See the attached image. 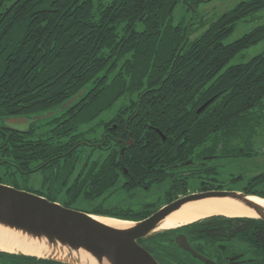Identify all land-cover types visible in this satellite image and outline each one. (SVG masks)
<instances>
[{
	"label": "trees",
	"instance_id": "obj_1",
	"mask_svg": "<svg viewBox=\"0 0 264 264\" xmlns=\"http://www.w3.org/2000/svg\"><path fill=\"white\" fill-rule=\"evenodd\" d=\"M179 1L0 0V182L6 177L8 183L67 206L79 199L95 201L79 209L139 220L152 209L105 205L114 189L159 182L169 165L191 160L197 165L205 161L210 181L203 189L218 187L221 169L216 160L254 154L250 136L253 119L264 109V50L248 60L227 62L264 38V22L224 40L239 20L264 7V0L239 1L193 37L195 24L207 21L195 13L196 20L173 22ZM187 1L195 6L201 0ZM80 90L73 104L44 119L26 126L6 121L12 115L56 110ZM120 99L109 119L87 130L102 127L100 135L88 139L110 149L93 159L100 147L84 141L82 126ZM114 121L125 131L118 134L119 127L112 126V133L133 140L123 153L120 141L107 137ZM88 147L92 150L85 156ZM122 163L135 178L125 177L121 167L126 180L117 186ZM75 168L79 172L71 182ZM36 172L41 174L40 188L29 185ZM246 182L241 190L264 196V188H256L264 184V171ZM183 230L197 238L251 240L248 264H264L260 217L214 214L142 240L152 244L161 264H214L183 253L173 237ZM0 256V261L7 258L4 264H69L3 250Z\"/></svg>",
	"mask_w": 264,
	"mask_h": 264
},
{
	"label": "water",
	"instance_id": "obj_2",
	"mask_svg": "<svg viewBox=\"0 0 264 264\" xmlns=\"http://www.w3.org/2000/svg\"><path fill=\"white\" fill-rule=\"evenodd\" d=\"M82 92L83 90H80L66 99L56 110L31 116L12 115L6 117V121L19 125L44 119L56 111L69 107ZM212 99L213 97L206 100L198 111ZM159 132L165 138L160 130ZM251 194L255 193L226 188L194 191L177 197L142 219L132 220L133 223L128 226L119 227L100 220L96 213L67 206L35 191L0 182V223L21 229L34 237H45L48 245H60L48 255H29L53 258L69 264H81L71 250L83 248L91 253L99 264H161L140 241L162 230L158 225L167 215L192 200L210 196H231L254 209L257 215L252 217L264 219V206L248 199ZM178 241L181 245H186L182 237H179ZM0 250L27 254L22 251Z\"/></svg>",
	"mask_w": 264,
	"mask_h": 264
},
{
	"label": "rangeland",
	"instance_id": "obj_3",
	"mask_svg": "<svg viewBox=\"0 0 264 264\" xmlns=\"http://www.w3.org/2000/svg\"><path fill=\"white\" fill-rule=\"evenodd\" d=\"M239 1L241 0H201L197 5L193 6L194 4L187 0H180L173 11V22H178L180 20L189 21L190 19L196 20L199 17V14L204 15L207 22L206 24L203 23L204 26L202 25V23L195 24V28L193 29L191 34V37H193L201 32L202 29L207 26L210 20L217 18L220 14L235 6ZM195 13L199 14L195 15ZM261 22H264V7L259 8L253 15H250L248 19L239 20L234 30L225 37L224 41L229 42L234 40L235 38H238L243 33L249 31L251 28ZM263 50L264 38L237 52L230 58L227 64L248 60L253 55ZM121 102L122 99L118 100L113 107L103 111L97 117V119L87 123L86 125H83L82 130L87 131L100 119H109ZM252 123V135L250 136V138L252 146L254 148V154H251L249 156H228L216 160V162L220 164L221 169L219 170V175H221V179L219 181H221L222 185H225V187L227 188L237 190L243 189L247 183L246 178H248L250 175H255L264 171V109H262V111L259 112V115L253 119ZM102 130L103 128L98 126L95 127V131L93 130L95 134L93 133V131H87L85 133L87 137L85 138V140L90 141V138L94 140V136L92 135H100ZM241 144L243 145V143ZM91 150L92 149L88 147L85 151V156L90 154ZM100 155H104V152H101L99 149L93 152V158H96ZM80 164L82 163H79L78 166H80ZM0 172H3V168H0ZM239 174H241L243 178L238 177ZM2 182L8 183L9 180L6 177H3ZM188 183L190 186L189 190L201 188V182L197 181L194 178H191ZM169 184L170 181H165L163 183L154 185L150 190H145L141 187H135V189L133 190H125L118 187L117 189L113 190L111 198L105 201V205L108 207H124L130 205L134 208L146 205L149 208L153 209L154 207H157L161 203H163L164 199L166 200L167 198H169V195L174 194L164 191L169 186ZM29 185L34 188H40L41 174L36 172L32 176H30ZM256 188L262 189L264 188V184L258 185ZM94 202L95 201L84 202V199H79L73 204V207L75 206L77 208H88Z\"/></svg>",
	"mask_w": 264,
	"mask_h": 264
},
{
	"label": "flooded vegetation",
	"instance_id": "obj_4",
	"mask_svg": "<svg viewBox=\"0 0 264 264\" xmlns=\"http://www.w3.org/2000/svg\"><path fill=\"white\" fill-rule=\"evenodd\" d=\"M122 121V120H121ZM28 123L25 124H19V125H28ZM117 128L118 123L117 121H114L112 125H109L110 130L107 133V137L109 139H112L115 141L117 138L118 141H120V151L121 153L124 152L125 146L128 144H131L133 142L132 138L130 140H126V138H123L122 136H118L116 134H113L112 132V127ZM127 129V125L124 126ZM125 129L123 127H119L118 134H124ZM88 144L95 143L98 145L100 148L99 149L101 152H104V155H106L110 149L107 148L104 144H102L100 141H94L90 142L88 140H84ZM130 141V142H129ZM122 143V144H121ZM111 144V141L109 142ZM97 149H94L97 150ZM94 159V158H93ZM189 163L187 164H181V163H175L172 164V167L169 165L167 167V175L165 178L159 182H155L152 184H146L142 183L141 185H138L137 187H141L145 190H150L153 188L154 185L163 183L165 181H170L169 186L164 190L165 192L169 193H174L172 195H169L166 200H163V203H161L159 206L154 207L152 209V212L155 211L156 209L162 207L163 205L171 202L172 200L176 199L179 196H183L187 193L194 192V191H201V190H206L203 189V186H207L208 184H204V182H209L210 180L207 178V174L205 172L206 166H205V161H201V165H197L196 161L191 160L187 161ZM124 170V174H126L128 179L132 178L134 179L135 176H131L127 170V167L122 163L119 167H117L118 171L120 172V177L117 182V186L123 184L126 180V178L122 175L121 173V168ZM79 170L75 168L74 172L72 173V179L71 182H73L74 178L77 177ZM195 172V173H194ZM194 173V174H193ZM191 178L196 179L197 181L201 182V188L200 189H195V190H189V183ZM217 179H221V177H218ZM11 184V183H9ZM218 187H213V188H207V189H231L225 187V185H222V182H219ZM13 185V184H11ZM15 186V185H14ZM17 187V186H16ZM21 188V187H20ZM241 190V189H239ZM32 191V190H31ZM177 227V226H176ZM176 243L183 249V253H190L193 257L199 258L207 263L209 262H214L213 259L220 260L219 264H248L250 260L253 258V250H252V241L251 240H244L240 239L237 236H226L223 239L219 240H213L211 238H197L194 235L190 234L188 230H183V231H178L173 235ZM182 237L183 241L185 242V246L181 245L178 241V238ZM140 243L148 249L152 254H157L156 251L154 250L152 244L148 241L141 240ZM185 251V252H184ZM249 260V261H248ZM212 262V263H213Z\"/></svg>",
	"mask_w": 264,
	"mask_h": 264
},
{
	"label": "bare ground",
	"instance_id": "obj_5",
	"mask_svg": "<svg viewBox=\"0 0 264 264\" xmlns=\"http://www.w3.org/2000/svg\"><path fill=\"white\" fill-rule=\"evenodd\" d=\"M247 198L264 206L263 196L251 194ZM211 214L228 216L257 215L254 209L234 197L210 196L185 203L181 208L171 212L162 219L159 222L158 228H173ZM96 217L108 224L119 227L128 226L133 223L132 220L109 215L98 214ZM59 247V244L48 245L45 237H34L31 234L23 232L21 229L0 223V249L22 251L27 254L48 255ZM71 253L73 256L78 257V262L81 264H99L95 257L83 248L71 250Z\"/></svg>",
	"mask_w": 264,
	"mask_h": 264
},
{
	"label": "crops",
	"instance_id": "obj_6",
	"mask_svg": "<svg viewBox=\"0 0 264 264\" xmlns=\"http://www.w3.org/2000/svg\"><path fill=\"white\" fill-rule=\"evenodd\" d=\"M1 259H2L1 261H2V262H3V264H4V262H5V260H6L7 258H6V257H4V258H1ZM1 261H0V262H1ZM1 264H2V263H1Z\"/></svg>",
	"mask_w": 264,
	"mask_h": 264
}]
</instances>
